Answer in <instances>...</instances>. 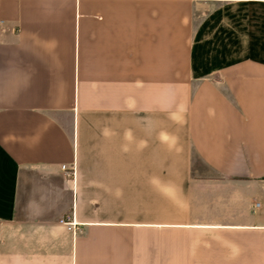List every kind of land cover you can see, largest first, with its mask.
<instances>
[{
	"label": "crops",
	"instance_id": "1",
	"mask_svg": "<svg viewBox=\"0 0 264 264\" xmlns=\"http://www.w3.org/2000/svg\"><path fill=\"white\" fill-rule=\"evenodd\" d=\"M0 264H264V0H0Z\"/></svg>",
	"mask_w": 264,
	"mask_h": 264
},
{
	"label": "built area",
	"instance_id": "2",
	"mask_svg": "<svg viewBox=\"0 0 264 264\" xmlns=\"http://www.w3.org/2000/svg\"><path fill=\"white\" fill-rule=\"evenodd\" d=\"M64 169L68 171L69 175L70 176H75L76 174V168L75 166L71 167V168H67L66 165H63ZM61 222L62 223H74L73 221H71V218L68 217V218H62L61 219Z\"/></svg>",
	"mask_w": 264,
	"mask_h": 264
}]
</instances>
